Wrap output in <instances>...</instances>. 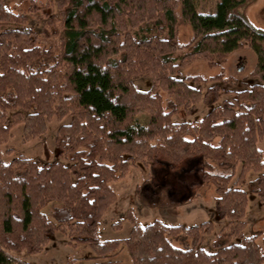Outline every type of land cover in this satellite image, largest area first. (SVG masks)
<instances>
[{
  "label": "trees",
  "instance_id": "trees-1",
  "mask_svg": "<svg viewBox=\"0 0 264 264\" xmlns=\"http://www.w3.org/2000/svg\"><path fill=\"white\" fill-rule=\"evenodd\" d=\"M257 1L219 0L203 12L196 0H32L30 10L45 18L37 32L27 15L0 0V147L17 124L27 141L44 134L53 116H72L55 136L69 165L25 156L5 163L0 148V264H29L10 251L42 252L61 229L71 244L92 246L93 258L116 256L125 246L132 264L264 263L257 235L244 234L250 171L257 173L251 191L264 205V29L248 14ZM184 23L192 29L187 42L177 34ZM245 41L257 54L251 75L259 81L235 91L233 101L213 106L221 86L203 87L226 80L223 73L178 76L196 58L224 61ZM142 74L152 76L151 90L134 84ZM201 101L213 106L202 119L173 120ZM141 112L150 116L146 124L137 122ZM195 156L209 160L202 179L215 187L218 217L228 220L215 251L201 246L212 221L142 225L133 208L127 237L100 239L103 215L117 198L111 183L130 165L162 158L179 166ZM51 203L52 218L44 211ZM175 238L190 243L181 247Z\"/></svg>",
  "mask_w": 264,
  "mask_h": 264
},
{
  "label": "rangeland",
  "instance_id": "rangeland-1",
  "mask_svg": "<svg viewBox=\"0 0 264 264\" xmlns=\"http://www.w3.org/2000/svg\"><path fill=\"white\" fill-rule=\"evenodd\" d=\"M218 1L196 0L197 8L203 12H212ZM4 2L12 11L27 15L29 25L37 32L42 30L45 21L44 14L41 11L30 10L32 0H4ZM248 14L256 26L264 29V0H258L252 4L248 8ZM177 34L181 42H187L192 35L191 26L186 23L181 24ZM257 60V54L251 43L245 41L242 48L230 53L224 61L216 60L214 64H210L205 59L196 58L182 67L178 76L202 74L204 77L210 78L223 73L226 80H210L203 83L204 89L214 84L221 86L220 98L213 105L216 106L220 105L223 100L233 101L235 91L246 89L259 81L258 78L251 75ZM134 84L141 90H151L153 78L151 75L142 74L134 78ZM190 84L193 85L191 82ZM160 94L165 103L168 94L162 90ZM213 106L206 105L201 101L193 113L180 110L173 115V120L175 122L198 121ZM14 112V110L10 111V116ZM149 118L148 113L141 112L137 122L146 124ZM71 120V115L61 120L53 116L47 121V131L44 134L27 141L24 139V124H17L12 128L9 140L0 147L3 161L9 163L15 157L25 156L37 160L41 164L62 161L69 165L71 162L68 158L58 156L55 136L59 126L68 124ZM258 146L264 153V137L258 141ZM206 161L209 162L203 156H195L179 166H173L162 158L150 164H145L142 161L134 162L124 177L111 183L117 198L103 215L100 223V239L105 241L127 237L132 227V223L127 218V211L129 208H133L138 222L142 225H147L156 219L167 224L187 226L212 221L214 229L211 232L203 230L201 246L207 251H215L213 241L228 220L219 218L216 213L215 187L203 182L202 174ZM239 171L240 168L238 173ZM256 176L255 171H250L247 174L246 183L243 185V188L248 192L244 234L257 235L256 240L264 251V205L261 204L259 196L250 188V181ZM54 204L51 203L44 208L50 217ZM118 224H121L119 229H117ZM173 242L184 247L190 243V239L183 242L175 238ZM10 254L29 264H132V259L125 246H122L116 256L93 258L96 252L92 246L71 244L68 233L62 229L51 236L42 252L28 253L25 250H12Z\"/></svg>",
  "mask_w": 264,
  "mask_h": 264
}]
</instances>
